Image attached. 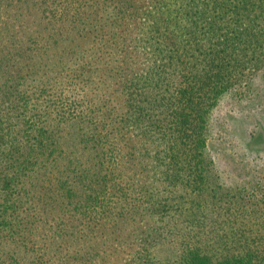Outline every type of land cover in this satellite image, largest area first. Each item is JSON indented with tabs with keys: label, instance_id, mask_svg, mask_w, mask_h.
Listing matches in <instances>:
<instances>
[{
	"label": "trees",
	"instance_id": "1",
	"mask_svg": "<svg viewBox=\"0 0 264 264\" xmlns=\"http://www.w3.org/2000/svg\"><path fill=\"white\" fill-rule=\"evenodd\" d=\"M224 102L264 133V0H0V264H264Z\"/></svg>",
	"mask_w": 264,
	"mask_h": 264
},
{
	"label": "rangeland",
	"instance_id": "2",
	"mask_svg": "<svg viewBox=\"0 0 264 264\" xmlns=\"http://www.w3.org/2000/svg\"><path fill=\"white\" fill-rule=\"evenodd\" d=\"M232 110H230L229 103L224 102L221 106L215 109L213 114V123L215 125V129L219 130V134H222L221 137L216 135L211 139L210 149L216 155L217 158H220V154L224 152L223 150L230 149L231 151L242 152L245 148L250 151L254 150H263L264 149V133L257 134V131L249 134L244 131L243 128L238 126V123H233L232 126L228 125L226 122V118L231 121L233 115ZM259 130V128L257 127ZM233 141V145H229L230 141Z\"/></svg>",
	"mask_w": 264,
	"mask_h": 264
}]
</instances>
